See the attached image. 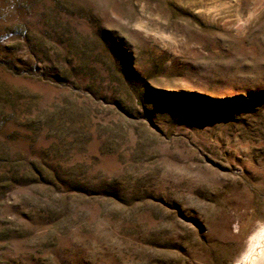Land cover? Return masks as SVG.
I'll return each instance as SVG.
<instances>
[{"label":"rangeland","instance_id":"rangeland-1","mask_svg":"<svg viewBox=\"0 0 264 264\" xmlns=\"http://www.w3.org/2000/svg\"><path fill=\"white\" fill-rule=\"evenodd\" d=\"M0 264H264V0H0Z\"/></svg>","mask_w":264,"mask_h":264}]
</instances>
